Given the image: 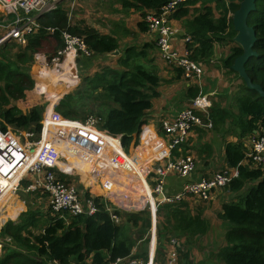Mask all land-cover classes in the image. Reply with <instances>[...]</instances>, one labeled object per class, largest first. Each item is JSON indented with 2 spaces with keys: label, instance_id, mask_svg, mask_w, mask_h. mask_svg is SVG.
<instances>
[{
  "label": "trees",
  "instance_id": "16d2710c",
  "mask_svg": "<svg viewBox=\"0 0 264 264\" xmlns=\"http://www.w3.org/2000/svg\"><path fill=\"white\" fill-rule=\"evenodd\" d=\"M168 1L118 0L124 10L132 9L142 15L146 11L158 12ZM196 4L199 7L183 20L185 35L190 38L186 44L188 58L207 66L214 57L216 46L233 44L229 56L222 59L221 64L225 75H232L235 81L241 83L231 102V107L236 108L235 112L230 105L225 108L215 102L209 109L212 122L210 131L219 135L223 143L226 169L238 171V176L224 187L226 191L236 193L237 200L222 204L221 212L217 215L224 224L223 246L216 252H210L209 257L220 264H264V176L261 170L243 164L247 149L241 142L253 136L254 132L264 134V98L246 89L231 70L234 59L242 54V50L233 42L235 32L228 16L238 9V2L186 0L171 18L187 17L189 7ZM211 4L218 13L217 18ZM37 21L41 28L36 34L27 36L25 46L20 47L14 42L0 46V130H23L37 136L42 128L45 109V119L54 122L85 123L88 117L93 116L97 121L96 130L118 140L123 152L135 162L134 155L141 144L140 135L146 126V116L152 108V101L159 97L158 89L162 82L155 68L145 66L147 44L141 50L135 47L119 50L116 31L100 34L83 22L70 26L67 12L60 3L54 10L39 16ZM247 24L255 31L253 50L257 55L246 64L245 70L252 83L259 85L264 92V0L255 1V11L249 14ZM138 25L139 31H147L143 22ZM46 28H55L56 32L49 34ZM61 31L82 38L94 56L104 57L118 50L117 63L122 70L105 67L82 81L84 89L81 96L64 93L72 88L71 81L61 73L53 74L49 67L50 59L62 48ZM127 33L130 32L123 29L122 34ZM141 60L143 62L140 63ZM178 72V77L182 76L180 69ZM51 82L52 86L49 87ZM61 83L65 86L62 90L54 89L57 88L56 84ZM84 95L97 105L96 113L77 108L78 104H82L79 100ZM196 96L197 88H188L187 99L190 101ZM24 102L29 104L27 113L21 109ZM228 137L236 141H229ZM66 141L69 138L61 140L60 145L65 146ZM153 141L150 144L156 143ZM68 147L69 153H72L68 159L70 166L66 162L59 165L61 178L67 177L66 174L71 172L70 167L79 166L76 156L87 159L85 154L79 156L71 145ZM109 147L119 154V158H124L116 142H110ZM211 152L212 148L208 145L199 150V154ZM89 167V164L83 163L84 173L91 178ZM137 185L141 189L138 182ZM89 195L87 191V198ZM22 200L29 204L27 199ZM93 203L96 208L93 215L69 216L67 222L46 218L38 210L32 209L21 213L16 223L7 221L0 235L9 239L8 245L11 247L1 250L0 264H102L107 258L115 260L127 257L133 248L139 247L133 259L147 264L151 224L149 211L144 208L126 214L123 226L112 222L100 196H95ZM155 215L156 249L152 263L163 264L170 249V239L175 238L180 242L183 240L178 249V264H192L190 250L195 247L204 250L199 244L209 230V222L200 211L192 212L183 201L162 203L157 206ZM132 235L134 238H131ZM136 242L140 244L139 247Z\"/></svg>",
  "mask_w": 264,
  "mask_h": 264
},
{
  "label": "built area",
  "instance_id": "2783aa9c",
  "mask_svg": "<svg viewBox=\"0 0 264 264\" xmlns=\"http://www.w3.org/2000/svg\"><path fill=\"white\" fill-rule=\"evenodd\" d=\"M59 1L0 0V46L7 42H14L21 47L25 46L27 36L36 34L41 28L37 18L54 10ZM185 1L169 0L158 12L146 11L142 15V22L146 27V32L155 40L160 59L168 66L181 69L183 79L190 80L192 77L198 78L202 75L203 65L190 61L187 50H185L183 55H180L172 48V38L179 33V30L171 26L170 23L172 14ZM45 31L49 34H54L56 29L46 28ZM60 38L62 48L54 55L55 57L59 59L70 57L69 60L75 63L84 56L89 57L92 55L82 38L71 35L67 31H61ZM183 41L187 44L190 42V38L183 34ZM210 107V100L199 93L189 101L187 107L176 114L173 120L161 122L160 129L167 140L166 150L163 154L165 163H158V146L156 143L150 144V142L145 149L146 161L150 166L148 168L149 172L144 181L142 178H140L139 182L137 181L139 185L142 182L144 183L147 188L146 191L138 189L137 182L133 178L120 175L119 169L128 167V159L130 158L124 152H122L124 158H119V154L111 153L105 138L116 142L121 149L120 143L118 140H114L96 130L97 121L93 116L88 117L85 123L60 122L72 124L68 138L72 137L70 145L78 155L81 154L83 156V154H86L85 157L89 162L93 161L92 163L99 162L96 159L99 156H95L92 153L97 152L105 155L99 157L105 159L107 164L105 166H108L102 169L104 171L102 173V181L104 179L106 181L102 183V188L105 190H102L101 194H94V190H87L91 185L81 190L75 182L76 169H83V163L88 164L82 158L81 160L77 156L75 157L82 163L79 164L80 167H70L71 172L66 174L67 177H60L58 174L60 171L59 165L62 162H66L70 166L68 159L72 153L68 152L66 157L63 158L62 150H56L52 146L54 133H52V136L47 134L44 130V125H41L42 128L38 139H34L35 135L29 131L0 130V207H2L0 210L8 202V200L5 201L6 196L15 193L17 190L27 194L38 193L45 196L47 208L54 219H62L65 222H67V217L69 216L93 215L96 212L93 203L95 196H100L101 201L105 205V211L115 224L118 223V218L114 207L110 203L115 205V203L122 201L123 198L127 200L130 196H136L135 199L130 200L132 208L135 211L146 208L151 218H155L156 208L162 203L184 201L189 196L206 201L211 190L222 189L227 186L233 178L238 176V171L236 169H224L216 172L208 179L185 182L174 195L165 193L164 183L169 173H175L184 180H187L193 174L197 165L195 158L190 154H185L173 160L172 152L184 145L196 128L203 130L212 129V122L209 117ZM93 133H96L98 137H92ZM247 141L248 148L243 164L250 168L261 170L264 176V134L254 132V135L247 138ZM102 148L107 150L106 154ZM36 149L40 150L38 156L34 155ZM112 168L116 169L118 175L114 176L112 174V177H110ZM105 171H108L106 175H104ZM29 176L31 177L30 180ZM25 180H29L28 183L25 184ZM114 181L115 186L113 187L112 183ZM122 181L126 182V185L123 186ZM132 188H134L133 192ZM87 191L90 193L89 198L86 196ZM160 194L163 195L162 200L156 201V196ZM8 242L9 239L7 237L0 235V252L6 247ZM169 245L170 249L163 264H178V249L181 242L171 238ZM134 253L135 248L127 257L115 260L107 258L102 264H143L141 260L133 259Z\"/></svg>",
  "mask_w": 264,
  "mask_h": 264
},
{
  "label": "crops",
  "instance_id": "0c3cea01",
  "mask_svg": "<svg viewBox=\"0 0 264 264\" xmlns=\"http://www.w3.org/2000/svg\"><path fill=\"white\" fill-rule=\"evenodd\" d=\"M225 1L226 3L229 2V0H225ZM198 7H199V4H196L194 7H189L190 14L187 17H183L182 19H174L170 17L171 26L179 30V33L176 34L172 38V48L176 50L180 55H183L186 50V44L183 41V34H185V31L183 28V20L188 19L192 15V10ZM210 7L213 9L214 15L217 18L218 13L215 12L214 4H211ZM129 12L132 13L134 11L130 9ZM231 15H232L231 13L228 14L229 17H231ZM133 17H136V25H134L133 29H130V31L126 30L127 32L129 31L130 33H127L128 35L122 34V37H126V36L130 37L134 35H136L137 37L136 39H134L135 36L130 37V41H128L127 43H123L122 38L119 39L118 34H116L118 41H119V50H124L127 47H135V45L131 43L139 39L138 36H140V38H143V45L141 46V48L145 44H147L148 48L146 52L149 51L148 58L146 59V62H145L146 64L145 66L149 68H155L156 72L158 73V76L162 80L161 85L159 86V89H158L159 97L152 101V108L146 116V126L142 130L141 135H140L141 144L137 148L135 155H134L135 162H132L130 161V159H128L129 164H127L128 172L126 173V175L129 178H133L135 182L137 181L139 182L140 178H142V180L144 181V179L146 178L149 172L148 168L150 166L146 161L145 149L152 140L158 143L157 145L158 146L157 153H159L158 163L159 164L165 163V160L163 159V154L166 150L167 140L160 129V124L162 121H165V120H173L176 117V114L181 109H184L185 107L189 105V100L187 99L188 88L190 87L197 88V95L201 93L202 95L206 96L210 100L211 104L212 102H215V103L220 104L222 107L226 108V107H229V105L231 104L233 97L238 92V88L240 84L233 79L232 75L230 76L225 75V70L222 68V64H221L222 62L221 60L229 56L230 50L234 46L233 44L226 45V46H216L215 51H214L215 52L214 57L212 61L210 62V64L207 66L203 65L202 75L198 78L192 77V79L190 80H185L183 79V76L178 77L179 75L178 68L168 66L161 59H160L161 61L158 59L159 55H158V50L155 45L154 38L151 37L146 31L145 32L139 31L138 24L142 23V14L139 12H136L134 15L131 16V18ZM114 31L115 30H113L112 33H114ZM141 48L139 50H141ZM93 56L94 55H91L89 57L84 56L78 59L75 63H71V66L75 70H77L80 74V78H79L80 82H81V79L84 77L85 71L88 70L93 65V63H95V61L99 59L98 56H95V57ZM108 59L107 57L102 56L103 61H108ZM116 59H118V57ZM116 64L118 63H115V65ZM112 65H114V63ZM79 81L77 82L76 85L79 84ZM61 84H60V87L61 86L63 87V85ZM82 87H84V84L82 85ZM185 101L187 103H185ZM92 105H95V104H92ZM149 116L152 117V120L148 122L147 118ZM45 121H46V124L49 121L50 123L48 124H51L54 122L52 119H49V118L46 119ZM155 121L159 122V124H157L158 128H156V125H154L153 123ZM202 131L207 132L208 130L196 128L191 134L188 141L184 145H182L180 148L172 152V155H173L172 159L174 160V158L181 156V155H185V154L192 155L191 153H193V150H192L193 147L194 149H196V154L198 156L199 150H201L202 147L205 148L206 145H208V146H211L212 152L211 154L205 155L206 156L205 162H212L213 160L215 161L217 157H219V161L222 162L223 164V166L221 167L222 170L226 169L224 153H223V143H221L220 142L221 140L217 137H213L212 141L209 140V142L201 139L200 133H202ZM92 135H95L96 137H98L96 133H93ZM105 139L108 142L107 147L111 151V153H116V152H113L114 150H111V148L109 147V143L114 142V141L108 138H105ZM227 140L236 141V139L233 137H229L227 138ZM241 142L247 149L248 148L247 138H244L243 140H241ZM68 143L70 144V142H67V144ZM218 148H220V152L216 154L215 152L218 151ZM59 150H62L66 153L69 152L65 149L64 150L59 149ZM79 155L82 157L81 154ZM96 159L99 162L92 163V162H89L87 159H84L88 162L90 166L89 176L91 178H88L86 174L84 173V170H82L81 172L84 175L75 177V182L78 185H82V186L91 185V187L88 188L87 190L89 189L90 191L94 190L93 192L94 194L98 192L101 194L102 190H105L102 188L103 174L101 171L104 167H108V166H105L107 165L105 159L99 158V157H96ZM195 161L197 164L196 169L194 170L191 177L188 178L187 180L179 178L175 173H169L167 175V177L165 178V183H164V191L167 195H174L176 192L180 190V188L185 182L199 181L201 179H208L216 173L215 172L212 174L208 169H205L202 165H200L197 159H195ZM94 165H96L95 166L96 168L94 167ZM97 166L99 168L98 170H97ZM110 177H112V172L110 174ZM30 179L31 177L29 176V180ZM80 179L82 181L84 180L83 183H81L82 181ZM29 180H25L24 183L25 184L28 183ZM122 183H123V186L126 185V182L122 181ZM112 186L113 187L115 186V181L112 183ZM96 187H97L96 191L98 192H96L94 189ZM140 188L145 191L147 190L143 182L140 183ZM208 195H209V198L206 201H202L194 196L193 197L189 196L183 201L188 205L190 210L200 211L203 217H205L209 222V230L200 245V247L204 248V250L201 251L197 248H191L190 250V261L192 264L206 262V259L208 258V254L206 253L207 250L214 252L213 250H218L221 246H223L224 229L222 228L223 226H220L219 224L216 223V220L213 218V216L214 214L217 216V214L221 212L222 204L233 202L235 199L237 200V197L235 196L237 194L226 191V189H214V190H211L208 193ZM20 197L22 199H27L30 205L27 203H24L25 200L23 202V200ZM233 197H236V198L234 200H231ZM135 198L136 196H130V198H128L127 200L126 198L125 199L123 198L122 201L115 203V205L110 203V205L113 206L115 209V214L118 218V223H117L118 225L124 226L125 215L135 212V210L132 208V205L130 204V200L135 199ZM7 200L8 201L10 200L9 204L3 207L4 209L6 208V215L4 216L0 215V226L1 227L6 223V221H11V222L16 223L18 221L19 215L28 209L40 210L41 208H47L45 196L40 195L38 193L27 194L21 190H17L15 194H11L10 197L6 196L5 201ZM46 210H48V208ZM150 223H151L150 229L148 232V239H149L148 243L150 242V246H148L149 244L147 245V252L149 248L147 264H153L152 262L154 259V254H155L154 252L156 249V235H155L156 216L155 218L150 217ZM134 231L135 230H133V232ZM131 238H134V236L132 235ZM182 241L183 240H181V244H182ZM137 243L138 242H136V244ZM138 250H140V247ZM198 251H200V253ZM196 255L198 257H196Z\"/></svg>",
  "mask_w": 264,
  "mask_h": 264
},
{
  "label": "rangeland",
  "instance_id": "374dc122",
  "mask_svg": "<svg viewBox=\"0 0 264 264\" xmlns=\"http://www.w3.org/2000/svg\"><path fill=\"white\" fill-rule=\"evenodd\" d=\"M235 1H237L239 3V0H235ZM58 3H60V6L67 12L68 23H69L70 26H78V24L80 22H83L86 25H88L89 27H91L94 30L98 31L100 34H109V33H112L113 30H115L117 32V34H118V38L119 39L122 38L123 43H127L128 41H130V37H134L135 36L134 39H136V37H137L134 34H133L134 36L122 37L123 29L130 31V29H133V26L136 25V17L131 18V16L134 15L136 13V11L131 13V12H129L130 10H124L123 8H121L118 0H60ZM58 3H57V5H58ZM138 37H139V39H137L135 42L131 43V44L135 45V49L136 50H139L141 48V46L143 45V38H140V36H138ZM148 53H149V51L147 52V54ZM93 57H95V56H93ZM116 58L117 57H107L108 61H103L102 57L101 58L99 57V59L96 60L95 63H93V65L88 70L85 71L84 77L81 79V82L79 81V79L77 81H71L70 84L72 85L71 86L72 88H70L68 91H66L64 93H73L75 95L81 96L82 93H83V89H84L82 87V85H83L82 81L85 78H90L94 74L102 71V69H104L105 67H110V68H113V69L121 71L122 70V66H120L119 64L115 65V63H117V59ZM158 59L160 60L159 56H158ZM101 62H102V64H101ZM141 62H143V60H141L140 63ZM113 63H114V65H112ZM78 81H79V84L76 85ZM63 82L67 83L66 81H63ZM237 82L239 84H241L239 81H237ZM61 85H63V87L62 86L60 87L59 84H56L57 88H54V89H56L58 91L62 90L64 88V84H61ZM50 86H52V82L49 84V87ZM79 102L82 103V104H78L77 105V108H82V109H79V110H93L95 113L97 112L96 111V107H97L96 104L92 105L91 100L86 95H84L82 97V99L79 100ZM185 103H187V102L185 101ZM28 105L29 104L27 102H24V104L21 105V109H22V111L24 113H27L28 108H29V107H27ZM231 105H232V103L230 104V108L232 109L233 112H235L236 108L234 106L231 107ZM84 108H86V109H84ZM46 111H47L46 109L43 111L42 120H41V125L44 124V126L50 125V124H48V123H50V121L47 124H46V121H45L46 120L45 116H46V113H47ZM150 116L147 118L148 122L150 120H152V117H150ZM59 123H62V122H59ZM153 123H154V125H156V128H158L157 124H159V122L155 121ZM65 129H67V128L65 127ZM38 136H39V134L37 135V137L36 136H34V137H36L38 139ZM200 137H201V139H203V140H205L207 142H209V140L212 141L213 137H217V138L220 139L219 135H217V134H215V133H213L212 131H209V130L207 132L206 131H202V133H200ZM71 140H72V137L69 138V142ZM220 142L222 143V141H220ZM61 143H62L61 140L60 141L54 140L52 142L53 146L56 149L58 147L59 149H63V150L65 149V150L68 151L69 150L68 146L70 144L66 143L65 146H64L63 144L60 145ZM76 149H78V148H76ZM102 150L106 154L107 150H104L103 148H102ZM192 150H193V153H191V154L194 156L195 159L198 160V163L200 165H202L205 169H208L212 174L222 170L221 167L223 166V164H222V162L219 161V157H217V159L215 161L213 160L212 162H205V158H206L205 155L206 154H198V156H197L196 149H194V147H193ZM185 151H183V152H185ZM62 152L64 154L63 158H65L67 153L64 152V151H62ZM219 152H220V148H218V151H216L215 153L218 154ZM92 154L95 155V156H99V157L105 156V155L98 154L97 152H94ZM94 161H96V159H94ZM91 162H93V161H91ZM80 164H82V163L80 162ZM97 169H99V168L97 167ZM82 170L83 169H79V168L76 169V171H77L75 173L76 177L84 175L81 172ZM119 170H120V175L122 174V175L127 177L126 173L128 172V167L120 168ZM103 172L104 171L102 170V173ZM106 172L108 173V171H105L104 175H106ZM112 174L114 176L118 175V173L116 172L115 168H112ZM105 181H106V179L103 180V182H105ZM78 187L81 190H84L85 188H87L86 186H82V185H78ZM94 189L96 191L97 187L94 188ZM222 189H225V188H222ZM133 190H134V188H132V192H133ZM96 192H98V191H96ZM10 195H8V196L10 197ZM235 196L237 197V195H235ZM236 197H233L231 200H234ZM9 202H10V200L4 206L8 205ZM0 208H2V207H0ZM46 209L47 208H41L38 211L42 215H44L46 218H49V219H50V217L54 218L53 215L50 214L49 210H46ZM191 211L192 212H196L195 210H191ZM0 215L1 216L6 215V208L5 209L3 208L2 210H0ZM203 218L206 219L205 217H203ZM213 218L216 220L217 224H219L220 226H223L222 228H224V224L221 222V220L218 218V216H216L214 214ZM1 228L2 227L0 226V230H1ZM8 244H9V242L7 243L6 247H11V245H8ZM148 244H149L148 246H150V242ZM139 245H140L139 243L136 244L137 247H139ZM200 245H201V243L199 244V246ZM195 248H197V247H195ZM138 249L139 248H136L135 250L138 251ZM213 251L216 252L217 250H213ZM168 252H169V250H168ZM198 252L200 253V251H198ZM210 252H212V251L207 250V252H206L208 254V258L206 259V262H201V263H197V264H220L215 259H212V258L209 257V253ZM148 253H149V248H148ZM1 254H3V251H1ZM196 257H198V256L196 255Z\"/></svg>",
  "mask_w": 264,
  "mask_h": 264
},
{
  "label": "water",
  "instance_id": "95a60500",
  "mask_svg": "<svg viewBox=\"0 0 264 264\" xmlns=\"http://www.w3.org/2000/svg\"><path fill=\"white\" fill-rule=\"evenodd\" d=\"M256 0H240L238 9L232 14V28L235 32L233 42L242 50V54L236 57L231 65V70L241 79L246 89L254 91L259 97L264 98V92L257 84L252 83L248 77L245 66L252 57L257 54L253 50V45L256 41L255 31L247 24L249 14L255 11ZM119 51L115 50L112 53H107L104 57H118ZM163 195L156 196V201H161Z\"/></svg>",
  "mask_w": 264,
  "mask_h": 264
},
{
  "label": "bare ground",
  "instance_id": "6f19581e",
  "mask_svg": "<svg viewBox=\"0 0 264 264\" xmlns=\"http://www.w3.org/2000/svg\"><path fill=\"white\" fill-rule=\"evenodd\" d=\"M70 57H66V59H59L58 57L53 56L50 59L49 67L53 74H62L66 77L67 80L70 81H77L80 78V74L77 70H75L71 66V61L69 60ZM57 60V61H56ZM70 123H59V122H53L48 126H44V130L52 136V133H54V140H64L68 139L69 131L71 130ZM65 127L67 129H65ZM157 145V142H156ZM157 148V147H156ZM40 154V150L36 149L34 151V155L38 156ZM15 194V193H11Z\"/></svg>",
  "mask_w": 264,
  "mask_h": 264
}]
</instances>
